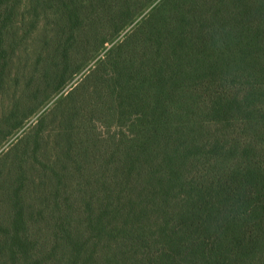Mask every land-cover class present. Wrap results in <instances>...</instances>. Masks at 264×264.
<instances>
[{"label":"trees","instance_id":"1","mask_svg":"<svg viewBox=\"0 0 264 264\" xmlns=\"http://www.w3.org/2000/svg\"><path fill=\"white\" fill-rule=\"evenodd\" d=\"M154 1L0 0V264H264V0Z\"/></svg>","mask_w":264,"mask_h":264},{"label":"rangeland","instance_id":"2","mask_svg":"<svg viewBox=\"0 0 264 264\" xmlns=\"http://www.w3.org/2000/svg\"><path fill=\"white\" fill-rule=\"evenodd\" d=\"M160 0H155L153 3H152V5L146 10V12H148V10L152 7V6H154V5H156L158 2H159ZM145 12V13H146ZM144 13V14H145ZM133 26V25H132ZM129 28H131V26L129 27ZM129 28L128 29H126L123 33H121L115 40H114V42H116V41H118V40H120L122 37H123V35H124V33L127 31V30H129ZM110 45H108V47H109ZM102 53H104L103 51H102ZM99 56H101V54L99 55ZM97 59V58H96ZM95 59V60H96ZM94 60V61H95ZM94 61L93 62H91L86 68H84L83 70H82V72H80L79 74H77V75H75L74 76V78L70 81V83L68 84V86H70L71 84H76L80 79H81V77L88 71V68L90 67V66H92L93 65V63H94ZM67 86V87H68ZM66 87V88H67ZM69 88V87H68ZM68 88L66 89V90H68ZM61 93H58V94H55V95H53L52 97H50L49 99H48V101L43 105V107L42 108H40L38 111H36V113H34L32 116H30V118H28V120H26L25 121V123H24V125H23V127L20 129V130H18L17 132H15V134H13L12 136H10V137H8L7 138V140L6 141H4L3 143H2V145L0 146V153L2 152V151H4L12 142H14L15 140H16V138L21 134V132L25 129V128H28L30 125H33L35 122H36V119H37V117L43 112V111H45V110H47L55 101H56V99L59 97V95H60Z\"/></svg>","mask_w":264,"mask_h":264}]
</instances>
